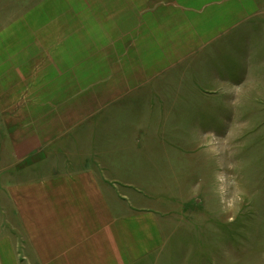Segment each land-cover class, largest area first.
I'll list each match as a JSON object with an SVG mask.
<instances>
[{
  "label": "rangeland",
  "instance_id": "rangeland-1",
  "mask_svg": "<svg viewBox=\"0 0 264 264\" xmlns=\"http://www.w3.org/2000/svg\"><path fill=\"white\" fill-rule=\"evenodd\" d=\"M45 1L0 0V107L15 100L16 119L26 101L43 105L45 112L64 106L57 116L63 127L67 106L71 111L76 105L67 103L97 91L99 72L57 62L60 47L48 44L46 35L55 31L36 22L40 19L15 22ZM116 2L71 0L67 9L74 3L82 7L77 13L70 9L63 20L83 30L86 14L102 11L114 22L123 14ZM251 11L234 34L149 78L139 91L141 112L119 115L114 108L115 115H106L109 109L99 108L76 129L80 132L63 135L44 153L58 149L44 157L45 175L90 168L116 188L125 213L154 220V249L130 264H264V5ZM28 24L32 27L20 33ZM37 159L19 167L36 168ZM24 180L13 176L12 183ZM20 229L8 235L12 256L0 264L37 263L23 256Z\"/></svg>",
  "mask_w": 264,
  "mask_h": 264
},
{
  "label": "crops",
  "instance_id": "crops-1",
  "mask_svg": "<svg viewBox=\"0 0 264 264\" xmlns=\"http://www.w3.org/2000/svg\"><path fill=\"white\" fill-rule=\"evenodd\" d=\"M70 1L47 0L15 22L21 20V25L35 17L40 19L36 22L52 28L55 34L48 31L46 35H51L48 44L60 47L55 60L62 66L98 68V90L69 100L67 105H76L71 111L67 106L69 121L63 127L57 116L62 117L64 106L57 108L58 113H53V107L45 112L42 103L29 106L26 101L16 119L12 111L15 100L8 99V106L0 107V259L12 256L8 235L19 226L20 250L25 258L36 259V264H130L154 249H150L156 242L154 220L152 224L150 218L125 213L116 188L100 181L104 177L90 168L45 175L44 157L52 158L58 149L48 155L45 151L63 135L80 132L76 129L99 108L109 109L106 115H115L114 108L119 115L141 112L139 91L149 78L213 46L222 36L234 34L251 8H261L264 0H180L181 4L175 0H113L122 15L112 22L102 11L95 17L87 13V28L84 23V29L78 31L73 23L63 20L70 9L77 13L82 7L74 3L67 9ZM140 6L142 15L137 11ZM30 27L23 26L20 33ZM60 43L66 46L61 49ZM141 65L153 68L143 72ZM19 91L17 88L14 94ZM9 93L12 95V90ZM123 99L128 100L126 104ZM33 159H37L33 164L39 163L36 168L19 167ZM35 170L41 178L31 175ZM13 176L25 180L12 183Z\"/></svg>",
  "mask_w": 264,
  "mask_h": 264
}]
</instances>
